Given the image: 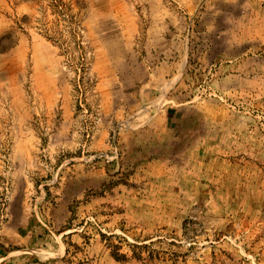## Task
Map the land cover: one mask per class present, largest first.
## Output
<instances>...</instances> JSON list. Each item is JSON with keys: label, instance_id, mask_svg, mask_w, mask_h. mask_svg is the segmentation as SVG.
<instances>
[{"label": "rangeland", "instance_id": "obj_1", "mask_svg": "<svg viewBox=\"0 0 264 264\" xmlns=\"http://www.w3.org/2000/svg\"><path fill=\"white\" fill-rule=\"evenodd\" d=\"M0 264H264V0H0Z\"/></svg>", "mask_w": 264, "mask_h": 264}]
</instances>
